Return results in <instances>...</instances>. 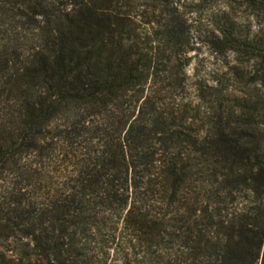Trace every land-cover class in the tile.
Returning <instances> with one entry per match:
<instances>
[{
	"label": "trees",
	"instance_id": "trees-1",
	"mask_svg": "<svg viewBox=\"0 0 264 264\" xmlns=\"http://www.w3.org/2000/svg\"><path fill=\"white\" fill-rule=\"evenodd\" d=\"M180 2L0 0V264H264V0Z\"/></svg>",
	"mask_w": 264,
	"mask_h": 264
},
{
	"label": "rangeland",
	"instance_id": "rangeland-1",
	"mask_svg": "<svg viewBox=\"0 0 264 264\" xmlns=\"http://www.w3.org/2000/svg\"><path fill=\"white\" fill-rule=\"evenodd\" d=\"M199 1L200 0H181L180 2L182 5L180 11L188 19V23L193 27V33L195 35L198 34L197 31L199 28L204 29L208 27L213 11L227 4L237 9L240 15L245 16L249 13V11L243 13L244 7L239 4L241 0H204L203 3H198ZM194 31H196V33ZM196 47L197 49L194 52L189 72L207 76V74L223 69L224 61L221 57L213 54L204 44L198 43Z\"/></svg>",
	"mask_w": 264,
	"mask_h": 264
}]
</instances>
